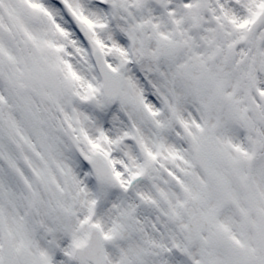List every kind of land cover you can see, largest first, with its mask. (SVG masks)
Segmentation results:
<instances>
[{"label": "snow or ice", "instance_id": "snow-or-ice-1", "mask_svg": "<svg viewBox=\"0 0 264 264\" xmlns=\"http://www.w3.org/2000/svg\"><path fill=\"white\" fill-rule=\"evenodd\" d=\"M0 264H264V0H0Z\"/></svg>", "mask_w": 264, "mask_h": 264}]
</instances>
